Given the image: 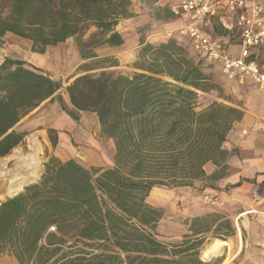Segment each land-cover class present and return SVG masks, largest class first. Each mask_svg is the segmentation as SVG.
<instances>
[{"label":"trees","instance_id":"trees-1","mask_svg":"<svg viewBox=\"0 0 264 264\" xmlns=\"http://www.w3.org/2000/svg\"><path fill=\"white\" fill-rule=\"evenodd\" d=\"M131 6L130 0H0V48L7 34L30 42L29 51L39 55L72 39L84 62L77 68L82 74L63 87L22 61L4 59L0 159L25 136L15 126L47 101L75 122L80 112L94 114L100 137L114 145L112 167L51 156L36 183L1 202L0 255L19 264H203L207 238L234 235L229 220L207 214L190 220L180 242L159 240L164 213L147 203L152 189L221 179L229 157L223 144L243 112L219 102L197 111L198 93L228 100L186 38L152 45L141 37L137 72L111 71L119 62L95 50L123 44L115 27L133 16ZM48 138L55 148L56 132ZM207 164L219 171L206 177ZM257 192L264 194V185ZM220 247L212 241L203 255L211 258Z\"/></svg>","mask_w":264,"mask_h":264},{"label":"crops","instance_id":"crops-1","mask_svg":"<svg viewBox=\"0 0 264 264\" xmlns=\"http://www.w3.org/2000/svg\"><path fill=\"white\" fill-rule=\"evenodd\" d=\"M130 1L132 2L131 13L133 16L119 21L115 27V31L123 39V44L119 47L103 46L95 50V53L99 58H115L119 62V67L128 66L133 73L137 72L132 65L136 62L142 47L139 42L140 38H143L144 43L152 45L165 42L171 37L181 38L175 32L186 23V17L174 16L170 12L171 5L179 4L184 0H153L149 5L140 0ZM232 24V20L229 19L222 21L219 18H210L204 27V32L213 40L226 45L235 55L238 51L239 38L237 31L232 29ZM169 34L172 36L168 37ZM9 35L11 34H7L5 37ZM12 37L16 41L9 44L8 49L4 51L6 52L4 57H0V66L5 58L15 60L12 56L7 55V52L11 51L13 55L24 57L17 61L24 62L27 68L38 70L56 80V77L52 76L50 70L44 66L47 59L45 57L52 51L61 50L62 45L72 46V44L65 42L48 48L45 55H39L21 50L19 45L21 39L14 35ZM73 49L75 57L71 60L72 62L69 61L70 58L66 54L65 59L66 63L69 61L68 63L71 64V70L77 71V68L84 62L79 57L77 48ZM214 66L218 68L217 65ZM203 71L210 73L211 69L205 68ZM80 74L82 73H76L70 80ZM221 75L219 77L212 76V78L225 89V95L231 96L233 101L217 98V102L236 106L243 112L242 119L233 125L223 144V149L229 154L225 162L227 167L225 175L216 181L204 179L195 182L193 187L172 189L155 187L147 198V203L163 211L164 217L158 225V234L160 226L165 222L171 228L168 241L173 243L181 240V236L186 233L187 224L195 217L216 214L223 217V220L231 222L235 230L234 235L224 240L211 239L209 243L216 241L221 245L220 251L211 258H206L203 255L205 245L201 251L203 264H264V257L261 256L258 248L264 239V194L257 192L259 186L264 185V91L260 90L250 79L244 85L239 86L224 79V76ZM62 98L69 108L67 98L63 95ZM61 113L69 126V131L80 122L83 115L89 114L96 117L94 114L80 112L79 120L75 122L62 110ZM89 161V167L109 168L104 166L101 160L98 162L95 159H90ZM204 171L206 177H210L218 172L219 168L207 164ZM1 194L0 190V196H2ZM198 194H201V197L206 194L217 196L219 203L217 206L211 207L204 205L201 201V205H199ZM8 198L11 197L0 199V203ZM180 207L181 209H179ZM178 217L183 220L187 219L188 222L183 226ZM177 230L182 231L181 234ZM0 264L19 263L11 256L0 255Z\"/></svg>","mask_w":264,"mask_h":264},{"label":"rangeland","instance_id":"rangeland-1","mask_svg":"<svg viewBox=\"0 0 264 264\" xmlns=\"http://www.w3.org/2000/svg\"><path fill=\"white\" fill-rule=\"evenodd\" d=\"M94 32V29H90L88 33L85 35V38L89 36L90 33ZM18 40V39H17ZM15 42L16 39L9 35L5 37L2 41V46L0 50L3 51L4 55L6 52L5 50L8 49V45ZM21 50L28 53L30 48V42L26 40H19ZM72 46L62 45L61 50L52 51L48 56H46V63L44 66L47 67L52 76L56 77V80L62 82L63 87H66L72 80L67 82V79L73 77L76 73V70H71V64L68 62H72L71 60L75 57L74 47L75 44L72 41ZM70 44V45H71ZM1 53V52H0ZM64 54V58H63ZM68 55L69 61L66 63V57ZM1 55V54H0ZM1 55L0 57H4ZM7 55L12 56L15 60L24 58L22 55H13L11 51L7 52ZM41 64V63H39ZM69 64V65H68ZM204 63V67L211 69L210 73L211 76L219 77L221 75L218 68L212 64ZM111 71L116 72H125L126 74H130L132 72L131 68L128 66H122L117 68H111ZM94 73V72H93ZM222 76V75H221ZM223 77V76H222ZM225 79V78H224ZM218 84V83H217ZM221 93L220 96L226 98L227 100H232V97L229 95H225V89L218 84ZM60 95H63L65 98L66 95L64 91H60ZM218 96L215 92L211 93H198V102H197V111H201L208 107L212 102H217ZM220 99V98H218ZM221 103V102H219ZM63 115L61 113V109L57 102H44L41 104L36 110L28 114L24 117L16 126L15 130L22 132L25 134L22 142L14 148L7 156L0 159V169L2 168V164L4 163L6 158H13V156L17 155L18 153L26 154L29 153V149L31 146L30 139L32 137L36 138L37 143L40 145L42 150V168L39 175V178L35 182H31L26 184L22 187L21 191L24 187L36 183L43 172L44 164L49 160L51 156L56 157L61 162H65L67 160L73 159L78 162L80 165L84 167H89L90 159L97 160L98 162L101 160L104 166L112 167L113 166V155H114V145L113 142L109 140L102 139L99 135V126L96 120V117L85 114L81 117L80 122L74 125L73 129L69 131V126L65 119H63ZM50 130H54L57 134L58 142L55 148L52 147L48 134ZM43 131L44 135H40L39 132ZM68 131V132H67ZM91 150V151H89ZM89 151V152H88ZM82 154V157H80ZM13 162L8 164V169H12ZM3 185V186H2ZM5 182L0 179V190L2 192V196L0 199H4L7 196L5 195ZM20 191V192H21ZM199 195L198 203L201 205V194ZM181 209V207L179 208ZM181 221V224L184 226L188 222L187 219H182L178 217ZM181 230V229H180ZM171 231L170 226L166 225L165 222L162 223L160 226V233H159V240L166 244H174L173 242H169V232ZM181 234L182 231H178ZM211 241V238H207L204 246L207 245ZM175 243L180 242L174 241Z\"/></svg>","mask_w":264,"mask_h":264},{"label":"built area","instance_id":"built-area-1","mask_svg":"<svg viewBox=\"0 0 264 264\" xmlns=\"http://www.w3.org/2000/svg\"><path fill=\"white\" fill-rule=\"evenodd\" d=\"M170 12L186 17L176 35L186 38L205 62L217 65L226 80L242 86L250 79L264 91V0H184L171 5ZM210 18L232 20L239 38L237 54L204 32ZM201 201L211 207L219 203L217 196L207 194ZM258 248L264 257V239Z\"/></svg>","mask_w":264,"mask_h":264},{"label":"bare ground","instance_id":"bare-ground-1","mask_svg":"<svg viewBox=\"0 0 264 264\" xmlns=\"http://www.w3.org/2000/svg\"><path fill=\"white\" fill-rule=\"evenodd\" d=\"M30 142L29 153H18L11 160L6 158L2 164L0 179L6 184L5 195L7 197L14 196L21 191L24 185L35 182L39 178L42 168V150L35 137H32ZM10 162H13L12 169H8Z\"/></svg>","mask_w":264,"mask_h":264},{"label":"water","instance_id":"water-1","mask_svg":"<svg viewBox=\"0 0 264 264\" xmlns=\"http://www.w3.org/2000/svg\"><path fill=\"white\" fill-rule=\"evenodd\" d=\"M66 42H67L68 44H71V43H72V39H68ZM0 52H1V53H0L1 55H4V53H3L2 50H0ZM1 55H0V56H1ZM121 75H122V76H127V74H126L125 72H122ZM167 80H169V79H167ZM169 81H170V80H169ZM39 134L43 136V135H44V132H43V131H40ZM80 157H82V154H80ZM18 193H19V192H18ZM18 193H17V194H18ZM17 194H15L14 196H16ZM14 196H12V197H14ZM12 197H11V198H12Z\"/></svg>","mask_w":264,"mask_h":264}]
</instances>
